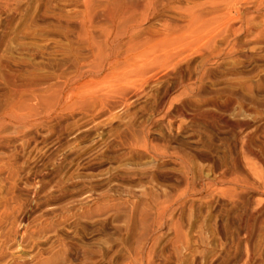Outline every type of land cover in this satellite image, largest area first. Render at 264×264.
Masks as SVG:
<instances>
[{
	"label": "rangeland",
	"instance_id": "rangeland-1",
	"mask_svg": "<svg viewBox=\"0 0 264 264\" xmlns=\"http://www.w3.org/2000/svg\"><path fill=\"white\" fill-rule=\"evenodd\" d=\"M79 3L0 0V99L12 91L4 75L64 67L54 17ZM171 8L169 41L227 30L237 52L192 93L165 65L127 106L114 99L7 132L1 152L16 166L0 172V264H264V0ZM207 55H185V84ZM223 177L249 184L235 194Z\"/></svg>",
	"mask_w": 264,
	"mask_h": 264
},
{
	"label": "bare ground",
	"instance_id": "bare-ground-1",
	"mask_svg": "<svg viewBox=\"0 0 264 264\" xmlns=\"http://www.w3.org/2000/svg\"><path fill=\"white\" fill-rule=\"evenodd\" d=\"M174 2L80 0L76 15L56 14V26L61 28L66 43L64 67L52 73L29 70L4 75L12 91L0 99V172L16 166L14 155L1 152L10 130L26 133L43 124L45 118L70 109L92 108L98 103L110 106L114 99L118 100L116 105L127 106L149 84L152 74L165 65L178 72L179 84L185 90L195 91L209 74L207 67L211 63L237 52V42L231 41L235 33L227 30L199 29L188 39L169 41L165 29L177 28L167 24L165 17ZM233 9H229L231 13ZM199 18L194 15L191 23H197ZM194 48L208 55L197 78L185 84L182 67L185 55ZM69 69L71 72H67ZM249 137L245 134L240 141L244 152L253 156ZM153 153L165 156V152ZM218 184L237 194L249 183L223 177Z\"/></svg>",
	"mask_w": 264,
	"mask_h": 264
}]
</instances>
